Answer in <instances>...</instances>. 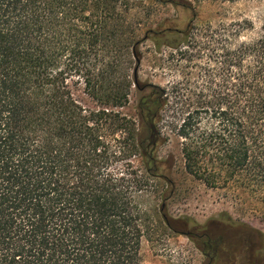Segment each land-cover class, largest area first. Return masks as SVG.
I'll use <instances>...</instances> for the list:
<instances>
[{"label": "trees", "instance_id": "16d2710c", "mask_svg": "<svg viewBox=\"0 0 264 264\" xmlns=\"http://www.w3.org/2000/svg\"><path fill=\"white\" fill-rule=\"evenodd\" d=\"M130 3L0 0V264H140L167 104L185 172L264 219V18L252 38L251 20L202 42L177 30L178 52L206 62L143 96L138 123L119 73L141 42L123 29Z\"/></svg>", "mask_w": 264, "mask_h": 264}, {"label": "rangeland", "instance_id": "374dc122", "mask_svg": "<svg viewBox=\"0 0 264 264\" xmlns=\"http://www.w3.org/2000/svg\"><path fill=\"white\" fill-rule=\"evenodd\" d=\"M130 4L122 25L126 38L141 40L137 86L132 79L136 66L132 48L119 73L132 83L129 104L122 111L138 123V103L143 96L154 93L155 87L170 93L177 81L186 82L188 72L198 77L206 62L198 48H189L186 56L178 52L176 47L189 37L177 30L191 31L202 42L220 25L251 20L254 28L246 35L252 38L264 18V1L260 0H131ZM77 96L85 100L81 93ZM169 108L170 104L165 105L155 118L162 138L154 148V179L144 198L153 230L143 244L140 264H224L219 257L211 262L210 246L198 238L205 232L212 238H224L220 255L237 256L244 240L250 239L255 259L264 263V219L240 210L223 192L207 188L185 172L180 141L171 131ZM135 157L143 159L139 154Z\"/></svg>", "mask_w": 264, "mask_h": 264}, {"label": "flooded vegetation", "instance_id": "af4514ba", "mask_svg": "<svg viewBox=\"0 0 264 264\" xmlns=\"http://www.w3.org/2000/svg\"><path fill=\"white\" fill-rule=\"evenodd\" d=\"M198 238H200V240H204L205 243L210 246V250L213 252L212 256H210L211 262L216 261L219 257L224 264H261L259 259H255L254 253L251 251L250 239L248 238L244 240V246L237 256H233L230 253H226L224 255H220L218 253L220 245L224 243L223 237L212 238L209 236V233L205 232Z\"/></svg>", "mask_w": 264, "mask_h": 264}, {"label": "water", "instance_id": "95a60500", "mask_svg": "<svg viewBox=\"0 0 264 264\" xmlns=\"http://www.w3.org/2000/svg\"><path fill=\"white\" fill-rule=\"evenodd\" d=\"M140 66V59L138 57H136V66L134 68V72H133V80H134V84L135 86H137V80H138V68Z\"/></svg>", "mask_w": 264, "mask_h": 264}]
</instances>
